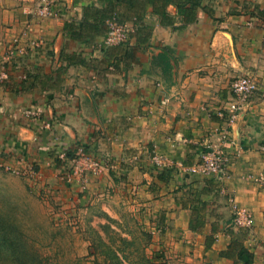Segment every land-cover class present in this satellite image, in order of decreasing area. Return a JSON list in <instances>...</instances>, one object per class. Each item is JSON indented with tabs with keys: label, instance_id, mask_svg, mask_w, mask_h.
Here are the masks:
<instances>
[{
	"label": "crops",
	"instance_id": "crops-1",
	"mask_svg": "<svg viewBox=\"0 0 264 264\" xmlns=\"http://www.w3.org/2000/svg\"><path fill=\"white\" fill-rule=\"evenodd\" d=\"M187 2L56 0L60 17L36 22L32 0H0V60L18 39L30 47L4 74L0 63V162L33 164L72 206L113 190L143 211L148 250L174 264H264V0H200L192 20ZM114 13L142 27L107 45ZM242 74L259 88L229 124ZM38 109L49 126L35 122ZM226 127L229 175L192 171L200 143ZM236 207L251 211V227L231 225Z\"/></svg>",
	"mask_w": 264,
	"mask_h": 264
},
{
	"label": "rangeland",
	"instance_id": "rangeland-1",
	"mask_svg": "<svg viewBox=\"0 0 264 264\" xmlns=\"http://www.w3.org/2000/svg\"><path fill=\"white\" fill-rule=\"evenodd\" d=\"M54 12L38 18L30 14L36 22L60 17L61 12L56 3ZM34 40L31 41L34 44L41 43V39ZM20 45L18 39L8 46V52L0 60L3 74L5 64L16 53H23V50L25 54L30 49L28 47L25 50ZM232 99L233 93L229 104ZM169 100L165 97L162 103L166 104ZM32 111L31 115L35 119L36 111ZM41 177L44 176L33 164L16 158L0 162V264H115L117 259L107 248L111 245L105 243L110 238L108 235H115L118 242L122 236L131 237L135 234L140 236L143 245L145 237L142 231L146 230L143 211L130 205L132 203L119 200L113 190L87 207L72 206L67 201L65 190L52 181L51 184H44ZM66 177L71 180V171L70 174L66 173ZM103 224L109 229L108 233ZM103 235L104 241L101 240ZM118 244L112 245L111 249L122 256L124 253L119 250L123 247V251L129 255L122 260L129 264L132 254L137 252L136 248ZM147 251L155 257L156 264L175 263L173 259L155 256L148 247Z\"/></svg>",
	"mask_w": 264,
	"mask_h": 264
},
{
	"label": "built area",
	"instance_id": "built-area-1",
	"mask_svg": "<svg viewBox=\"0 0 264 264\" xmlns=\"http://www.w3.org/2000/svg\"><path fill=\"white\" fill-rule=\"evenodd\" d=\"M33 4L28 10L34 16L44 17L54 14V4L56 0H32ZM136 29V24H129L128 21L121 20L118 16H113L108 20V29L103 37V42L107 45L118 44L130 40L132 33ZM19 50V49H18ZM258 81L249 74L239 75L232 84L233 99L227 108L226 118L231 124L239 116L240 110L249 102L254 93L258 90ZM40 113L36 111V121L39 120ZM41 123L49 126L50 122L43 119ZM230 131L228 127L222 130L219 141L208 142L206 139L200 143L202 160L196 167H192V171L214 174L220 181L224 180L230 173L231 157L225 149L224 144L230 140ZM152 163L156 167L166 165L164 157L156 154L152 156ZM97 167L100 163L92 161ZM67 180H69L66 177ZM233 225L241 227H251L253 224V215L251 211L244 207H236L233 216Z\"/></svg>",
	"mask_w": 264,
	"mask_h": 264
},
{
	"label": "trees",
	"instance_id": "trees-1",
	"mask_svg": "<svg viewBox=\"0 0 264 264\" xmlns=\"http://www.w3.org/2000/svg\"><path fill=\"white\" fill-rule=\"evenodd\" d=\"M200 4V0H188L187 5L185 7H180V10H183V13L185 14V18L186 20H192L196 17L197 14V10H198V6ZM117 13L112 14L111 16L108 17V20L110 18H112L113 16H115ZM118 16V15H116ZM119 17V16H118ZM120 18V17H119ZM108 20H107V29H108ZM141 23L139 22V20H136V29L135 31L132 33L133 35H137V33L139 32V30H141ZM144 29L146 31H151V27L149 25H147L146 27H144ZM107 32V31H106ZM129 41V40H128ZM128 41H124L121 43H125ZM118 43V44H121ZM38 112L40 113V118L39 120H43V115L41 113V111L38 109ZM41 121H35L36 123H38L41 126H44ZM231 225H233V220L231 219ZM103 227L106 230V233L109 232V229L107 228L106 224H103ZM110 227V226H108ZM142 235L145 237V240H143V245H141L140 243V236L138 235H133L131 237H127V236H122L120 238V241L117 242V238L115 237V235H108V237H110L108 240L105 241V243L107 245H111V246H107L108 248V252H112V255H115V258L117 259V261H115V264H128L126 262H124L122 259L126 256L129 255V253H125L123 250V247H120L119 251H122L124 253V255L120 256L117 254L116 250L111 249L112 245H118L122 246L121 244H125V245H132L136 248L137 252L133 253L132 258L129 259L130 263L129 264H156L155 261V257L153 255H149L148 251H147V247L149 245V243L151 242L152 239V234L151 232H149L148 230H143L142 231ZM105 237L103 235V237H101V240L104 241ZM113 239V240H110ZM238 241V240H236ZM109 242V243H108ZM126 254V255H125ZM131 254V253H130ZM238 257L242 260H244L246 263H249L252 261L253 259V253L250 252L244 245L239 246V253H238Z\"/></svg>",
	"mask_w": 264,
	"mask_h": 264
}]
</instances>
